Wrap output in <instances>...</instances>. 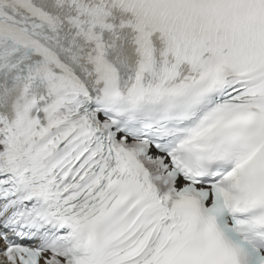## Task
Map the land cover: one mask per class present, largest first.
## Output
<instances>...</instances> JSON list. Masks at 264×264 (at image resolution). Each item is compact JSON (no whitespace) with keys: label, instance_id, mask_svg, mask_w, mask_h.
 Instances as JSON below:
<instances>
[{"label":"snow or ice","instance_id":"snow-or-ice-1","mask_svg":"<svg viewBox=\"0 0 264 264\" xmlns=\"http://www.w3.org/2000/svg\"><path fill=\"white\" fill-rule=\"evenodd\" d=\"M0 264H264V0H0Z\"/></svg>","mask_w":264,"mask_h":264}]
</instances>
